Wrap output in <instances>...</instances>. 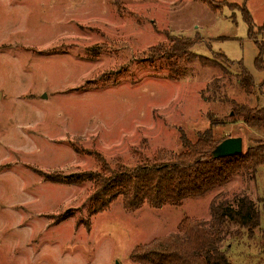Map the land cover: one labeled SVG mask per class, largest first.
<instances>
[{
  "label": "rangeland",
  "instance_id": "rangeland-1",
  "mask_svg": "<svg viewBox=\"0 0 264 264\" xmlns=\"http://www.w3.org/2000/svg\"><path fill=\"white\" fill-rule=\"evenodd\" d=\"M246 7L255 28L263 26L264 0ZM181 38L200 39L192 48L198 56L219 65L227 59L226 72L181 60L185 75L170 80V60L151 48ZM254 38L264 44V31ZM259 55L264 65V50L248 38L241 12L229 7L0 0V264H134L135 247L175 233L184 218L210 220L216 198L237 209L244 196L258 206L261 227L250 238L229 224L221 246L230 247L233 264H264V166L254 179L237 176L179 207L145 205L132 213L118 198L92 217L93 186L69 182L102 172L103 164L117 171L153 163L160 152L179 154L183 138L195 143L211 127L217 140L241 138L244 151L264 140L263 130L247 128L232 112L234 104L264 107V89L246 95L236 66L259 87Z\"/></svg>",
  "mask_w": 264,
  "mask_h": 264
},
{
  "label": "trees",
  "instance_id": "trees-1",
  "mask_svg": "<svg viewBox=\"0 0 264 264\" xmlns=\"http://www.w3.org/2000/svg\"><path fill=\"white\" fill-rule=\"evenodd\" d=\"M192 1L204 4L215 12L221 11V7L239 10L247 26L248 38L255 42L261 52L264 50V44L258 43L254 38V31H264V25L255 28L246 7L249 0H242L241 6L215 0ZM199 43V38H181L173 40L171 46L158 45L151 49H157V54H164L170 60L166 65L170 80L176 81L185 75L186 69L182 68L181 60L190 64L199 59L204 64H216L226 72L223 65L230 62L223 56V65H219L193 53L192 48ZM255 64L258 70L264 69L261 55ZM236 66L240 73L239 86L245 94L252 96L255 90L262 93L264 84L256 86L242 64L238 63ZM232 112L243 117L247 128L264 131V107L234 104ZM226 139L228 138L217 140L211 127L200 134L195 143L183 138L186 150L179 154L160 152L153 163L117 171H112L103 164L102 172L79 173L70 177L69 182H88L93 186L90 217L107 211L118 198L122 199L125 210L132 213L145 205L156 210L165 206L179 207L190 198H201L225 187L237 176L245 175L254 179L258 168L264 166V140L257 141L240 155L214 159L212 152ZM233 223L238 226L236 235L246 230L249 237H253L254 231L261 227V213L256 203L244 196L238 202L237 209H233L231 204L218 203L216 198L211 203L210 220L184 218L175 233L135 247L130 260L134 264H233L228 255L230 247L223 250L221 246L227 235H230L229 224ZM262 237L264 239V231Z\"/></svg>",
  "mask_w": 264,
  "mask_h": 264
},
{
  "label": "water",
  "instance_id": "water-1",
  "mask_svg": "<svg viewBox=\"0 0 264 264\" xmlns=\"http://www.w3.org/2000/svg\"><path fill=\"white\" fill-rule=\"evenodd\" d=\"M243 153V141L239 137L228 138L221 142L212 152L214 159L234 157Z\"/></svg>",
  "mask_w": 264,
  "mask_h": 264
},
{
  "label": "crops",
  "instance_id": "crops-1",
  "mask_svg": "<svg viewBox=\"0 0 264 264\" xmlns=\"http://www.w3.org/2000/svg\"><path fill=\"white\" fill-rule=\"evenodd\" d=\"M259 174V173H258Z\"/></svg>",
  "mask_w": 264,
  "mask_h": 264
}]
</instances>
